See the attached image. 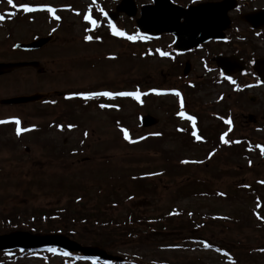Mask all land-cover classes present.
I'll list each match as a JSON object with an SVG mask.
<instances>
[{
    "label": "rangeland",
    "instance_id": "rangeland-1",
    "mask_svg": "<svg viewBox=\"0 0 264 264\" xmlns=\"http://www.w3.org/2000/svg\"><path fill=\"white\" fill-rule=\"evenodd\" d=\"M25 4L35 10L24 12ZM15 5L0 1V62L37 61L44 73L25 68L0 77V100L33 94L46 100L0 106L5 121L0 123V235L61 233L81 247H99L135 264H264V151L259 150L264 88L242 80L236 88L246 92L237 94L233 81H221L208 66L210 59L201 61L205 49L193 58L184 80L172 64L168 36L117 41L106 37L103 21L90 32L82 17L98 16L105 5L89 0H17ZM119 23L133 32L132 22ZM47 36L53 40L37 52L13 50ZM161 50L168 55L161 56ZM179 88L180 96L174 95ZM105 91L140 97L75 96ZM168 91L173 95L161 94ZM180 101L185 117L200 121L198 130L195 126L200 140H191L193 125L179 115ZM145 115L157 126L141 128ZM248 116L258 122L252 125ZM121 128L133 143L123 139ZM225 133L227 144L220 142ZM143 173L144 192L129 199L137 192L130 178ZM169 210L180 217L162 222L157 232L124 226L133 217L139 222ZM189 236L188 243L181 242ZM62 253L0 251V264H93Z\"/></svg>",
    "mask_w": 264,
    "mask_h": 264
},
{
    "label": "water",
    "instance_id": "water-1",
    "mask_svg": "<svg viewBox=\"0 0 264 264\" xmlns=\"http://www.w3.org/2000/svg\"><path fill=\"white\" fill-rule=\"evenodd\" d=\"M227 1L211 6H200L197 8H190L189 10H181L175 6H169L165 0L157 1L156 9H146L142 12L141 19L137 20L136 25L138 30L157 35L164 31L175 30V49L186 51L203 43L211 38L222 39L223 36L217 34L218 31L224 30L228 26L226 12L223 7ZM160 9L158 10V8ZM212 9L209 16L206 17L204 10ZM221 10V14L218 12ZM182 18L183 23L179 24L178 19ZM252 23L251 19H247ZM211 32V33H210ZM49 37L40 38L28 44H19L15 49L23 51L37 50L49 41ZM218 67L225 73H232V65L227 59H219L216 61ZM32 67L36 68L38 73L43 70L39 68L37 62H19V63H0V75L10 73L19 68ZM188 71L186 68L185 73ZM44 96L34 94L31 96L15 97L1 100V105H21L27 103H34L42 100ZM142 127H150L156 121L150 117L145 116L141 119ZM48 246H57L69 251H79L85 256H98L101 259H113L107 256L103 251L96 248H82L74 242L69 241L66 237L58 234L53 235H31L25 232H16L9 235L0 236V251L12 249H33Z\"/></svg>",
    "mask_w": 264,
    "mask_h": 264
},
{
    "label": "flooded vegetation",
    "instance_id": "flooded-vegetation-1",
    "mask_svg": "<svg viewBox=\"0 0 264 264\" xmlns=\"http://www.w3.org/2000/svg\"><path fill=\"white\" fill-rule=\"evenodd\" d=\"M89 1L92 2V0ZM169 1L182 8H187L203 3H219L223 0ZM3 2L7 3V0H3ZM16 2L17 0H13L14 4ZM152 3L153 0H96L95 5H105L104 10L110 14L113 20L120 22V20L123 19L128 26L130 22H135L140 16V8L142 6L151 5ZM159 9L160 7L158 10ZM223 10L226 12L229 19V27L224 32L225 40L209 41L184 55H187L192 62L199 50H207V48L210 47V49L207 50L208 53L203 57L210 58L212 62L217 56H222L235 57L237 61L241 63V67L243 68L242 71L229 78H244L246 82L250 83L258 82L257 71L254 70V67L255 64L258 63L257 61L264 62V15L259 13L264 11V0H227ZM129 13H131L132 16H129ZM218 14H221V10ZM247 15H252V23L243 20ZM90 17L99 18L100 12L98 16L90 12ZM125 30L126 28L124 32ZM163 35L171 38L169 34ZM190 67H192L191 64ZM259 71L261 74H264V68H261ZM199 78L198 80L206 79V77L203 76H199Z\"/></svg>",
    "mask_w": 264,
    "mask_h": 264
},
{
    "label": "snow or ice",
    "instance_id": "snow-or-ice-1",
    "mask_svg": "<svg viewBox=\"0 0 264 264\" xmlns=\"http://www.w3.org/2000/svg\"><path fill=\"white\" fill-rule=\"evenodd\" d=\"M7 3L9 5L13 6V7H16V5L13 3V0H7ZM92 3L95 5L96 4V0H92ZM21 8H22V10L24 12H32V11L35 10V9L29 7L26 4L25 5H21ZM47 11L49 13H53L54 12V9L47 8ZM2 19H4V17L3 16H0V20H2ZM54 19L59 20V17L58 16H54ZM84 19L86 21H88L89 23H91L93 25H96V21L93 20V19H91V17L88 14H85L84 15ZM109 26L112 29V35H114V36H121V37L125 36V34L123 32L116 30V27L111 24V21H109ZM138 38H142V37H139V35H137V36H127L126 37V39H128V40H135V39H138ZM84 39L87 41V40H91L92 37L91 36H85ZM97 39H99V37H97ZM160 55L161 56H167L168 53L167 52H160ZM173 94L176 95V96H180V93L179 92H175ZM77 95H80V97L82 99H84V100L92 99L94 97H108V98L111 99V98H114L116 96H120V97H133L134 99L139 100V97H140V93L139 92H116V93H113V92H107V91H105V92L80 93V94H77ZM68 98H70V97H68ZM99 107L100 108H105L106 105L105 104H100ZM181 108H183V104L182 103H181ZM179 115L182 118L185 117V113L183 111L179 112ZM186 118L188 120H190L192 122V125H193V131H192L191 135L193 137H195L196 140H200L201 137L199 135H197V132L195 131V124H196L195 117H193V116H187ZM0 123H5V121H0ZM15 123L17 125H19L20 122L17 120V121H15ZM224 123L225 124H230L231 122L229 120H225ZM69 127H73V126L70 125ZM120 131L123 133V139L124 140L128 141L129 143H133L134 142V141H132L130 139L129 133H128L127 130L121 128ZM20 133H21V129H20V127H17L16 128V134L17 135H20ZM85 135H87V134L85 133ZM154 135H159V133H155ZM225 135H227V133H225L224 135H221V137H220V142L223 143V144H227L228 143V141L225 139ZM237 143H239V141H237ZM262 151H264V150H262ZM211 155L212 154L210 153L209 156H211ZM182 163H188V161H182ZM154 174L155 175H159V173H154ZM204 247L205 248H209V247H211V245L208 244V243H204ZM49 251L56 252V249L52 248V249H49ZM62 255L67 256V255H69V253L64 252V253H62ZM93 264H97V262L95 260H93Z\"/></svg>",
    "mask_w": 264,
    "mask_h": 264
},
{
    "label": "trees",
    "instance_id": "trees-1",
    "mask_svg": "<svg viewBox=\"0 0 264 264\" xmlns=\"http://www.w3.org/2000/svg\"><path fill=\"white\" fill-rule=\"evenodd\" d=\"M166 214V213H165ZM165 214L163 215V216H160V217H158V218H156V220L154 219V218H147V217H145V218H142V219H139V222L133 217V219H132V221H130L131 222V224L130 225H128V223H126L125 221H124V226H133V225H135V224H139V225H141V226H143L144 227V230H153V232H157V231H159L160 229L162 230V228H163V225H162V218H165ZM175 217L176 216H173V215H169V217L168 218H166V221L168 220V221H172V220H174L175 219ZM81 220V219H80ZM79 220V221H80ZM143 221L142 223H140V221ZM86 221V220H85ZM107 223V222H106ZM119 225L118 226H121V224L120 223H118ZM108 225V224H107ZM188 228H190V227H183V226H181L179 229H183V230H187ZM171 229L172 230H175V229H177L176 227H172L171 226ZM129 233V232H128ZM130 235H135V234H133V233H129ZM140 234V233H139Z\"/></svg>",
    "mask_w": 264,
    "mask_h": 264
}]
</instances>
